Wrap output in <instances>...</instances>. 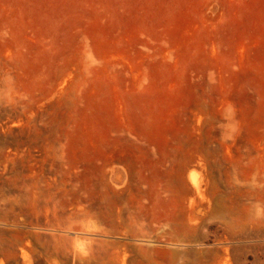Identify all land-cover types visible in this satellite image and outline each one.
Returning <instances> with one entry per match:
<instances>
[{"label":"rangeland","instance_id":"1","mask_svg":"<svg viewBox=\"0 0 264 264\" xmlns=\"http://www.w3.org/2000/svg\"><path fill=\"white\" fill-rule=\"evenodd\" d=\"M0 264H264V0H0Z\"/></svg>","mask_w":264,"mask_h":264}]
</instances>
